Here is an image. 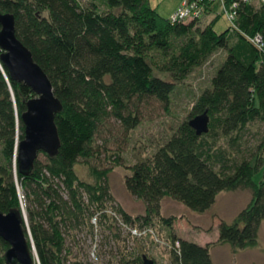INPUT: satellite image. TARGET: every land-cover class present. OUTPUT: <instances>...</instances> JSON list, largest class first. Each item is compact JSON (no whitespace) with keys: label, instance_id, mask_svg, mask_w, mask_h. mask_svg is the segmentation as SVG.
<instances>
[{"label":"trees","instance_id":"16d2710c","mask_svg":"<svg viewBox=\"0 0 264 264\" xmlns=\"http://www.w3.org/2000/svg\"><path fill=\"white\" fill-rule=\"evenodd\" d=\"M101 1L105 10L78 0H0V12L14 15L16 36L47 74L62 103L54 118L60 140L57 154L44 153V163L37 156L33 171L20 173L15 159L24 133L20 115L34 93L12 80L0 61V210H22L23 193L37 257L33 264H66L70 254L66 228L89 220L92 230L95 215L108 222L114 241L124 243L128 237L150 241L148 236L131 235L119 220L129 226L151 225L171 243L167 249L171 264H213L210 244L196 243L173 230L164 234L162 225L151 219L158 216L161 224L171 227L172 217L165 218L160 207L165 196L202 213L213 207L219 192L236 189L248 190L250 200L231 222H219L217 240L234 248L255 244L264 220V179L256 182L253 176L261 170L264 177V136L240 160L215 149L214 142L232 134L231 140L237 141L250 123L264 122V48L250 41L256 32L264 35V1L256 9L251 0L206 2L205 14L175 22L162 17L149 0ZM222 1L228 9L237 3L234 24L219 8ZM208 16L211 19L200 26L198 22ZM219 18L227 22L221 32L213 26ZM219 50L225 55L190 112L191 118L207 111L208 131L198 135L189 119L183 120L151 154L128 166L124 185L144 202V214L132 216L121 208L112 210L119 219L110 212L95 214L90 205L104 203L106 170H91L96 176L92 184L78 178L74 165L85 150H91L100 124L113 118L125 132L135 128L141 102L167 103L175 85ZM120 228L124 237L116 232ZM8 246L0 237V264H6L3 253ZM117 250L119 254L110 251L102 264H143L142 255L147 254L139 245L128 256L119 246Z\"/></svg>","mask_w":264,"mask_h":264},{"label":"rangeland","instance_id":"374dc122","mask_svg":"<svg viewBox=\"0 0 264 264\" xmlns=\"http://www.w3.org/2000/svg\"><path fill=\"white\" fill-rule=\"evenodd\" d=\"M78 1L83 6L95 4L99 10L106 9V5L101 0ZM251 1L253 8L256 9L260 6L261 0ZM180 2L181 0H149L152 8H155L164 18L169 17ZM210 19L211 16L204 17L198 24L204 26ZM213 26L217 32H221L227 27V22L224 18H219ZM224 55V51H216L205 62L193 67L186 78L175 85L167 103L155 99H146L141 102L138 105L140 123L135 128L125 132L113 118L100 124L99 131L95 134L94 140L91 141V150H85V154L79 157L74 165V171L78 178L92 184L95 183L96 176L91 170H106L107 193L103 197L104 203L101 207L96 204L90 205V208H93L92 211H96L95 214L109 213L108 210L116 211L118 208L132 216L145 213L144 202L125 188L124 177L130 172L128 166L137 159L151 154L181 121L190 119V112L195 100L201 90L209 85V78L221 63ZM261 136H264V122L255 121L249 124L248 130L241 131L237 141L231 140L235 134L225 138L217 137L214 148L222 149L230 158L240 160L249 156L248 153L252 152L254 144ZM38 159L40 162H45L44 152H39ZM117 159L119 161H116ZM12 165L14 169L13 161ZM253 178L256 182L264 179L262 171H257ZM62 195L63 198L67 199L63 188ZM20 196L21 209L26 218L27 232L32 241L25 211L27 203L22 192H20ZM250 197L251 194L248 190L221 191L217 194L211 209L198 213L186 208L179 201L165 196L160 200V207L165 218L172 217L171 227L161 224L162 221L158 216H152L151 220L162 225L164 234L173 230L178 236L210 244L213 264H264V220L261 221L257 241L253 245L234 248L228 243H221L217 240L219 222L222 220L231 222L239 210L248 203ZM82 199L88 203V196L85 192H82ZM91 220L92 230L89 226V220H82L77 226L70 225L66 228L68 232L64 238L70 247L66 264L74 262L102 264L103 259L109 258L110 251L112 254L118 252V246L119 251L128 256L135 252L136 245L146 249V255L152 258L155 264H171L168 246L154 244L151 240L138 242L129 237L125 242L123 241L124 243L114 241L106 226L108 222L104 224V218L100 216L98 220L97 216L95 222ZM185 230H190V233H186ZM116 232L121 237L126 235L121 228L120 230L117 229ZM32 244L34 245L33 242ZM117 255L112 256V258H117ZM35 260L37 261L36 255Z\"/></svg>","mask_w":264,"mask_h":264},{"label":"water","instance_id":"95a60500","mask_svg":"<svg viewBox=\"0 0 264 264\" xmlns=\"http://www.w3.org/2000/svg\"><path fill=\"white\" fill-rule=\"evenodd\" d=\"M0 61L10 78L28 85L34 96L26 100V109L20 117L24 125L23 137L16 145L17 169L24 175L34 169L39 152L54 156L60 145L54 122L55 114L62 110V103L55 96L50 79L33 59L31 51L15 34V19L11 12H0ZM209 115L206 110L194 115L188 124L196 134L208 131ZM26 218L22 210L11 208L0 210V237L8 242L4 251L6 264H33L36 251L27 240ZM143 264H155L146 254Z\"/></svg>","mask_w":264,"mask_h":264},{"label":"built area","instance_id":"2783aa9c","mask_svg":"<svg viewBox=\"0 0 264 264\" xmlns=\"http://www.w3.org/2000/svg\"><path fill=\"white\" fill-rule=\"evenodd\" d=\"M215 0H181V2L178 4V6L175 7V9L173 10V12L171 13V15L169 16V20H171L172 22L175 21H185L187 19H191L195 16H198L199 14H205V12L207 11L206 9V4L204 3H211L214 2ZM247 1V0H244ZM264 1V0H261ZM226 2L222 1L220 3L219 8H221L223 10V12H225V14H227V20L231 22V24H234L233 22L235 21V12L234 9L237 5L236 2H232V4H229V9L227 7V5H225ZM236 4V5H235ZM250 41L256 45L259 49L264 48V35H262L259 32H256L255 34H253L250 37ZM108 212H110L112 215H114L115 217H117L119 219V217L117 216V214L112 211V210H108ZM92 221L95 222L96 221V215L92 216ZM119 223L125 227L131 235H136V236H148L151 240V242H153L154 244L158 243L157 245L160 244H164L165 246L170 247L171 243L169 241H166V239L160 237L156 231V229L151 226V225H144L141 227L138 226H129L126 225L124 222H121V220H119ZM175 244L177 245L178 242L175 241Z\"/></svg>","mask_w":264,"mask_h":264},{"label":"crops","instance_id":"0c3cea01","mask_svg":"<svg viewBox=\"0 0 264 264\" xmlns=\"http://www.w3.org/2000/svg\"><path fill=\"white\" fill-rule=\"evenodd\" d=\"M186 233H190V230H185ZM192 233V232H191ZM183 237V236H182ZM192 241L194 242H197V243H200V244H204L202 242H200L199 240H196V239H191Z\"/></svg>","mask_w":264,"mask_h":264}]
</instances>
